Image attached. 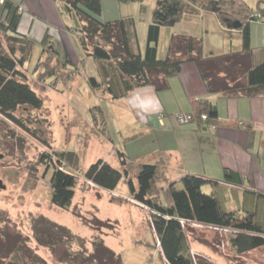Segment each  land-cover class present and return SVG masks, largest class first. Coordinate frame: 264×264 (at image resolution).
I'll return each mask as SVG.
<instances>
[{
  "label": "trees",
  "instance_id": "16d2710c",
  "mask_svg": "<svg viewBox=\"0 0 264 264\" xmlns=\"http://www.w3.org/2000/svg\"><path fill=\"white\" fill-rule=\"evenodd\" d=\"M117 1L124 4L144 0ZM54 2L60 13L70 19L68 28L73 39L75 37L82 59L88 55L95 61L99 77H87L90 87H101L111 99L120 98L144 85H151L155 90L167 88L169 78L180 71L185 60L196 64L210 93L225 96L264 94V57L259 61H252L249 25L250 20H264V6L253 13L248 11L242 0H155L150 22L147 24L146 42L141 48L133 14L126 13L113 19L101 20V0ZM231 4L241 8L239 18L234 17L227 8ZM0 5L5 13L3 18L0 17V114L38 136L15 113L19 107L39 109L42 106V98L30 85L26 73L34 50L37 56L32 68L35 70L40 58L45 57L41 63L42 78L49 76L55 80L58 68L73 70L77 65L72 63L68 51L56 50L54 43L48 39L47 32L36 43L27 34L17 30L20 11L16 3L4 0ZM201 11L215 14L223 27L228 29L226 34L223 32L225 36L230 37L235 31V35L240 38V46L217 54H205L202 35L176 34L171 35L165 53L157 54L161 27L173 25L184 14H199ZM237 22L239 25L235 26L234 23ZM262 49L264 51V46ZM190 104L189 116L200 118L201 114H205L207 124L232 122L218 119L215 104L206 97H192ZM89 111L93 118L95 112H98L101 131L105 133L106 116L103 108L96 104ZM246 124L250 126L251 123ZM106 136L112 141L109 135ZM42 140L46 145H51L46 139ZM117 153L123 164L122 168L99 157L85 167L82 174L85 179L105 190L114 189L125 174L130 196L149 209L147 221L154 235L153 244L158 242L160 259L167 264H204L200 257L199 263H196L189 250L187 228L191 223L227 231L229 247L236 254L264 245V191L238 190L189 172L181 175V185L176 186L175 181L169 180L166 175V168L161 160L167 159L162 155V159L157 157L158 160L150 159L131 167L132 161L126 154L119 150ZM54 154L58 164L53 165L50 174V202L65 208L74 195L76 185L75 174L66 167L77 169L80 166L79 154L70 149L56 150ZM50 159L47 151H42L39 155V161L46 164L50 163ZM129 170L134 173L131 175ZM223 172L225 181L240 182L241 176L236 171L224 167ZM235 177L240 178L235 180ZM205 182L211 185L208 192L202 189ZM162 192L165 194L164 199L161 198ZM31 229L36 241L42 245L48 243L46 234L54 239V234L60 231L62 237H65V231L61 227L53 230L42 215L32 217ZM12 242V245L20 244L15 240ZM19 248L25 249L30 256L28 246L21 244L17 249ZM9 251L18 252L12 246L7 252ZM62 256L60 254L58 259L63 260ZM95 260L97 264H119V259L113 252L105 248H96Z\"/></svg>",
  "mask_w": 264,
  "mask_h": 264
},
{
  "label": "rangeland",
  "instance_id": "374dc122",
  "mask_svg": "<svg viewBox=\"0 0 264 264\" xmlns=\"http://www.w3.org/2000/svg\"><path fill=\"white\" fill-rule=\"evenodd\" d=\"M242 1L253 13L264 6V0ZM109 2L101 1V20H106ZM143 3V8H139V2L119 3L115 11L133 13L141 48L145 44L146 20L151 16L155 0H144ZM227 8L239 18L238 13L242 11L239 6L231 4ZM187 15L192 17L193 13ZM187 27L193 25L187 24ZM223 29L226 34L228 29ZM208 38L216 44L215 38L210 35ZM72 44L68 53L77 67L71 66L73 70L58 68L55 80L49 76L41 77V63L45 57L40 58L37 70L32 68L36 51L27 64V79L41 96L42 106L39 109L19 107L15 113L39 137L0 114V178L4 184L0 187V264H13L14 261V264H97L96 248L113 252L119 264H166L160 259L158 242L153 244L154 235L147 221L149 209L130 196L125 174L113 190H105L85 179L82 171L99 157L122 168L118 150L126 154L134 167L151 159L149 150L164 142L172 145L173 139L154 130L144 132L141 129V133L136 131L132 135L134 127L144 128V125L130 118L118 126L106 99L109 95L101 87L92 89L87 81L90 75L99 77L95 61L88 55L82 59L75 37ZM96 104L108 116L105 133L101 131L98 112L93 118L89 111ZM122 135L132 136L125 138ZM42 139L51 145H46ZM112 146L116 148L112 152L113 159L108 156ZM66 149L79 154L80 166L74 170L66 167L75 174L76 185L69 205L62 208L50 202L49 180L53 165L58 164L54 151ZM42 151L49 153L50 163L39 161ZM204 156L209 157L206 153ZM129 171L131 175L134 173ZM175 185L180 186L181 182L176 180ZM202 189L210 191L209 182L202 184ZM164 197L162 192L161 198ZM38 215H42L53 230L61 227L66 232L65 237L60 231L54 234V239L45 233L48 243H38L31 229V219ZM187 234L189 250L196 263L200 257L204 264H264V245L254 252L236 254L229 247L228 234L223 229L191 223ZM13 240L20 244L12 245ZM21 244L29 247L30 256L25 249H17ZM11 246L18 252H7ZM205 253L209 257L204 256ZM60 254L63 260L58 259Z\"/></svg>",
  "mask_w": 264,
  "mask_h": 264
},
{
  "label": "crops",
  "instance_id": "0c3cea01",
  "mask_svg": "<svg viewBox=\"0 0 264 264\" xmlns=\"http://www.w3.org/2000/svg\"><path fill=\"white\" fill-rule=\"evenodd\" d=\"M10 1L20 7H18L20 19L17 26L19 32L27 34L36 43L40 42L44 33L47 32L48 39L54 43L58 51H68L73 45L72 32L68 28L70 19L60 13L54 0ZM109 6L105 13L106 19L126 14L115 12L119 6L117 0H110ZM144 6L143 2H139V8ZM131 14L133 13L131 12ZM4 16L5 13L0 5V17ZM191 16L184 14L173 25L161 27L157 54L165 53L171 35L176 34L202 35L205 54H217L240 46V38L235 35V31L230 37L222 35L224 29L214 13L201 11L199 14ZM209 19L211 21L207 22ZM149 22L150 17L146 20L144 27L145 42ZM187 24L193 25V27L188 28ZM249 25L250 45L253 49L252 61L255 62L264 57L262 49L264 46V20H250ZM209 35L215 38L216 44H213V40L210 42ZM233 40H235V44ZM168 83V87L162 90H155L151 85H144L134 88L120 98H106L117 125L119 126L120 122L123 123L130 118V120L140 121L144 125V128L138 125L134 127L131 130H135L132 135L136 131L141 133V129L144 132L154 130L165 133L167 137L170 136L173 139L172 145L164 142L149 150L151 159L157 157L167 159L161 161L166 168L165 172L169 180H179L183 173L189 172L206 179L217 180L238 190L264 191V94L225 96L221 93H210L204 85L196 64L191 60L183 61L180 71L171 76ZM192 97H206L215 104L218 119L232 122L207 124L199 117L189 116L190 98ZM180 114L189 116V118L185 122H181L178 119ZM105 116L107 119L108 116L106 114ZM247 122L251 123L250 126L246 124ZM132 135L122 136L130 138ZM114 149L116 148L112 146L108 153L109 158L113 159ZM205 153L209 157L206 158ZM198 166L199 168H195ZM224 167L236 171L241 176L240 182L225 181L223 179ZM239 178L235 177V180H239ZM253 250L249 252H254ZM203 255L208 256L206 253Z\"/></svg>",
  "mask_w": 264,
  "mask_h": 264
},
{
  "label": "built area",
  "instance_id": "2783aa9c",
  "mask_svg": "<svg viewBox=\"0 0 264 264\" xmlns=\"http://www.w3.org/2000/svg\"><path fill=\"white\" fill-rule=\"evenodd\" d=\"M4 0H0V3H2ZM20 8V7H19ZM187 118H189V116L188 117H186V115H183V114H180V115H178V119H179V121H181V122H185L186 120H187ZM200 118L202 119V120H205L206 119V115L205 114H201L200 115ZM213 126V125H212Z\"/></svg>",
  "mask_w": 264,
  "mask_h": 264
},
{
  "label": "water",
  "instance_id": "95a60500",
  "mask_svg": "<svg viewBox=\"0 0 264 264\" xmlns=\"http://www.w3.org/2000/svg\"><path fill=\"white\" fill-rule=\"evenodd\" d=\"M234 25L235 26H237V25H239V23L237 22V23H234ZM0 187H4V184H3V182H2V179L0 178Z\"/></svg>",
  "mask_w": 264,
  "mask_h": 264
}]
</instances>
